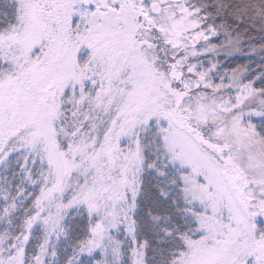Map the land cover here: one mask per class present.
<instances>
[{"label":"snow or ice","instance_id":"snow-or-ice-1","mask_svg":"<svg viewBox=\"0 0 264 264\" xmlns=\"http://www.w3.org/2000/svg\"><path fill=\"white\" fill-rule=\"evenodd\" d=\"M0 264H264V0H0Z\"/></svg>","mask_w":264,"mask_h":264},{"label":"trees","instance_id":"trees-1","mask_svg":"<svg viewBox=\"0 0 264 264\" xmlns=\"http://www.w3.org/2000/svg\"><path fill=\"white\" fill-rule=\"evenodd\" d=\"M237 62H239V63H245L247 61H246V58H240Z\"/></svg>","mask_w":264,"mask_h":264}]
</instances>
